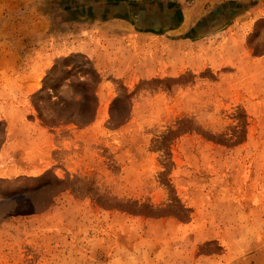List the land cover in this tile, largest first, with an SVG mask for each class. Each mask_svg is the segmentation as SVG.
Instances as JSON below:
<instances>
[{
  "label": "rangeland",
  "instance_id": "obj_1",
  "mask_svg": "<svg viewBox=\"0 0 264 264\" xmlns=\"http://www.w3.org/2000/svg\"><path fill=\"white\" fill-rule=\"evenodd\" d=\"M101 1L0 0V264H264V19L95 60Z\"/></svg>",
  "mask_w": 264,
  "mask_h": 264
},
{
  "label": "crops",
  "instance_id": "obj_2",
  "mask_svg": "<svg viewBox=\"0 0 264 264\" xmlns=\"http://www.w3.org/2000/svg\"><path fill=\"white\" fill-rule=\"evenodd\" d=\"M225 2L229 4V14L224 19L231 38L235 37L237 39L243 36V32H246L245 34L251 33L254 21L264 19V0H200V11L203 7L207 8V5H211L210 8H212L214 4ZM158 3L164 6L158 8ZM158 3L157 0L101 1V4L107 8L102 9L99 14L91 15L90 19H93L94 23L88 25V28L85 29V35L88 39L85 38L81 41L79 46L83 47V52L91 58L100 60V55L105 46L111 50L117 49L121 44L125 45L132 36L142 38L169 37V39L175 37L176 39L186 40L189 30L183 20L184 16L187 15V11L186 8L181 6L182 0H158ZM175 3H180V7L174 8L173 4ZM110 6H112L111 11ZM158 12L164 22L153 21L156 19ZM239 22L241 25L239 29H242V32L233 31L238 29ZM110 23H114L116 26L104 27V24L108 25ZM226 25L224 27L218 26L216 30L213 29L214 33L222 28L224 29ZM109 44L112 47L109 48ZM104 117V109L100 104L96 110V121L100 120L102 122Z\"/></svg>",
  "mask_w": 264,
  "mask_h": 264
}]
</instances>
